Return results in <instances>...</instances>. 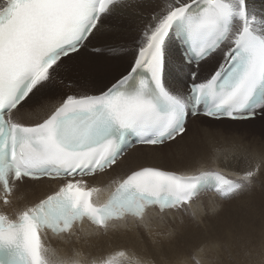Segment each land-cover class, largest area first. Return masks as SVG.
Returning a JSON list of instances; mask_svg holds the SVG:
<instances>
[{"label":"snow or ice","instance_id":"snow-or-ice-1","mask_svg":"<svg viewBox=\"0 0 264 264\" xmlns=\"http://www.w3.org/2000/svg\"><path fill=\"white\" fill-rule=\"evenodd\" d=\"M129 6L128 0H0V203L12 205L14 190L27 182H59L11 216L0 211V264H79L57 259L42 234L71 237L85 220L106 231L129 216L142 221L149 208L187 211L205 187L225 198L245 187L219 171L141 165L113 179L107 199L98 202L106 189L90 180L115 169L135 146L130 137L165 147L186 138L189 115L241 122L264 110V16L258 18L248 0H164L146 20L138 0L145 22L127 68L96 93L63 94L42 119L20 118L65 65L105 53L92 46L102 19ZM173 37L176 54L169 48ZM175 62L191 66L186 91L166 79ZM250 163L243 176L248 184L264 157ZM127 258L116 250L102 264Z\"/></svg>","mask_w":264,"mask_h":264},{"label":"bare ground","instance_id":"bare-ground-1","mask_svg":"<svg viewBox=\"0 0 264 264\" xmlns=\"http://www.w3.org/2000/svg\"><path fill=\"white\" fill-rule=\"evenodd\" d=\"M128 2L130 5L129 7L124 9H118L117 12L112 15L117 20L116 23L111 28L107 29V33L109 36L116 37L117 34L120 32V29L122 28H123L122 31L128 30L129 37L127 36L128 38L127 40H131L135 36L139 35V29L143 26V23L145 22L144 20H141L138 16V14L141 11V8L137 6L138 0H130ZM163 2L164 0H150L149 3L148 0H144L143 16L145 20L150 16V14L154 10L158 11L159 7L163 6ZM254 8L264 13V0H257V2L254 3ZM105 30H106V26L103 24L100 34ZM108 35L106 36L108 37ZM114 42H116V40L114 39L111 40V43ZM213 63L214 60L213 61L211 60L208 67H211ZM181 76L182 74H179V72H177L174 68L170 70V77H175L174 80L175 83L181 82L183 80ZM61 96L62 95H58V94L49 95L47 100L46 99L43 100L44 101L43 103L41 102L39 104H36L33 107L28 108L26 110L23 109L24 112L22 111L23 113H20L21 119L24 120L25 122H33L42 119L52 110L54 105L59 103ZM201 120L202 121L206 120L207 122H210L212 124L226 123V124H234V125L249 124L252 122V121H248L247 123L246 122L235 123L228 121L216 122L201 117H197L195 119H192L190 124H188L189 133L187 134L185 139L181 140L182 142L184 141L183 143L184 147L179 151L176 152L170 151L169 148L173 144L165 147H156V148L154 147L135 148L130 153H128L125 156V158H123L120 161V163H118V165L115 167L113 171L98 176L91 181H93L98 185H102L108 183L110 180L116 177L125 175L131 169L137 168L141 165H152V166L162 167L168 170H174L178 173H184V172L193 173L199 169H203L205 171L216 170L227 174L232 179L241 180L245 183L246 181L243 180V176L244 173L249 169V167L252 166L250 161H252L254 158L259 159L264 156L257 154L256 151L253 150L254 147L252 148L253 151L252 150L249 151L248 150L249 148L248 149L242 148V150L229 148L222 151V150H217L216 147H214V149L212 150L213 146L209 148L204 144L205 142L200 143L201 138H203L204 136L214 137L217 133L221 134L224 132L223 131L211 132L208 128H203V127L199 129L198 122ZM258 120L259 118L256 119L255 121L257 122ZM203 144L205 149L203 148L201 152L195 151L194 149L195 146L198 145L203 146ZM168 159L171 160V162ZM252 180L254 179L252 178ZM255 183H257V181ZM47 187L48 186L43 182L26 184L23 187H21L18 197L22 199L21 202L23 203L35 202L47 193L48 190ZM28 188L30 189L27 192ZM244 188L237 195L243 192ZM213 199L215 198L208 194L201 196L197 205L193 207L191 210V215L193 216L192 217L189 216V217L192 219L198 217V215H200L202 212L204 213L205 211H203V208L207 206V201H213ZM243 203L244 201L241 202V204L239 203L236 204L235 208L241 209V206H244V204H246ZM247 204L249 205V203ZM209 206L212 205L210 204ZM197 207L198 209L197 212L195 213L194 210ZM206 208L208 209V207ZM212 208H216V206ZM260 212L262 213L261 221L258 222L254 228H251L254 229L253 235H241V234H245V232H237V229L239 227L236 225L232 226L233 223H235V221L234 219H229L227 216L228 219L223 217L218 221V223L215 222L211 226L209 225L206 227L204 226L205 229H207L205 233H196L195 235L193 233L194 236H192L191 233L194 230L187 229V231H184L183 229L182 234H178V236L175 237L177 238L180 235V238L184 240L183 241L184 245L182 246L185 247L181 249L178 248L179 244H177L178 246L177 245L174 246L171 244H170L171 246H169L168 244V239L169 241H171L172 238L170 236L174 235V234L173 235L170 234L174 233V229H175L174 225H176L178 219V218L176 219L175 216L177 217L178 214H171L170 216H167V214L158 215L155 213H150L146 219L140 222L113 224L104 232L107 234L103 237H101L100 234H97L98 231H94L89 228H83L82 230H80L79 236L75 235L68 237V240H70L69 244L58 240L54 242L55 243L54 246L59 248L60 253L57 254L59 255L61 254L62 257L67 259H72L74 261H80L83 263H91L94 261L101 262L107 259L108 256L112 254L114 251L125 250L128 253V258L125 260V264H135L136 261H140V264H196L197 260L199 261V264H202V262L205 261L202 260V257L204 258L205 253L207 252H212L214 254L221 253L219 252V249L221 247L220 245H223L225 249L226 246L229 247L231 253L233 249L238 251V253L239 252L242 253V254H238L237 252H233L235 254L237 253L235 255V261H234L236 263L234 264H243V261L246 260L247 254H249L247 257L248 264H259V259L262 260L261 253L263 251L262 250L260 252L259 247L262 245H258L254 243L258 237L264 236V233L257 230L258 226L264 222V207L262 208V210H260ZM202 216H204V214ZM171 220L173 221L171 222ZM183 221H185V224L190 223V220L189 221L183 220ZM242 221H245V218L242 219ZM200 223H202V221ZM177 224H179V222H177ZM181 226L182 225H180V228L182 229ZM175 231L178 232L179 230L177 229ZM181 239L179 240V242L181 241ZM176 250H179V252L177 251L176 253ZM230 250L228 253H230ZM256 253L257 256L255 257ZM208 258L210 262V257ZM221 258L223 259L224 257L221 256ZM232 260L230 259V261ZM206 261L208 260L206 259ZM216 262L217 261H215V263Z\"/></svg>","mask_w":264,"mask_h":264},{"label":"rangeland","instance_id":"rangeland-1","mask_svg":"<svg viewBox=\"0 0 264 264\" xmlns=\"http://www.w3.org/2000/svg\"><path fill=\"white\" fill-rule=\"evenodd\" d=\"M107 20H106L107 24H105L106 30L103 31L101 34H99L96 37V39H94L93 46H97V47H102V46H108L109 47L110 46V47H115V48L123 47L125 49V51L118 54V55H112V56H90V55L85 54V55L81 56L78 60L71 61L70 63L65 65L64 69H62L58 73V79L56 80L54 85L51 86L50 88H48L47 90L43 91L40 94V97L38 98V102H33L32 104H30L29 106L24 108V110L31 108L34 105L39 104L41 102L43 103L44 102L43 100L44 99L47 100L49 95H57V94L63 95L65 93H70L73 91H75V92L89 91L91 93H96L101 87H103V85L105 83H107L108 80L117 76L119 73H121L122 71H124V69L127 68L129 62L133 58L131 49L134 47V42L138 36H135L131 40H127L128 39L127 38L128 30L122 31L123 28L120 29V32L117 34L116 37L109 36L107 33V29L111 28L116 23L117 19H115V17L111 16ZM106 35H108V37ZM113 39L116 40V42L111 43V40H113ZM203 74H205V73H203ZM69 82L73 83V87L71 89L66 87V84ZM23 112H21V113H23ZM201 127L208 128L211 132H219V131L224 132L221 134L215 133L216 135L214 137H212V136L205 137L204 136L203 138H201L200 143L205 142L204 144L209 148L213 146L212 150L214 149V147H216L217 150H222V151L229 149V148L241 149V150H242V148H246V149L249 148L248 150L250 151L254 147L253 150L256 151L257 154L264 156V117L259 118V120L257 122L252 121L249 124H235V125L234 124H226V123H224V124H212L210 122H207L206 120L205 121L201 120L198 122V128L200 129ZM183 143H184V141L183 142L181 141L178 144L175 143V144L171 145L169 148L170 151H175V152L179 151L180 149H182L184 147ZM204 144H203V146H201V145L195 146L194 147L195 151L201 152L203 150V148L205 149ZM207 144H209V145H207ZM261 151H263V152H261ZM169 161L171 162V160H169ZM161 165H163V164H161ZM253 179L255 181L252 180V183H250V184L245 182V188H244L243 192H241L239 195H236V197L232 198L231 200L226 201L224 204L218 201L219 205H221L218 208H217V204L215 201H207L206 207H208V209L206 207L203 208V211H205L206 213L202 212L200 215H198V217L200 219L198 217L191 219L190 217L193 216V215H191V211L187 214V216H183V215H179V214L177 215V217L175 216L176 219L177 218L179 219V220L177 219V222H179V224H177V222H176V225H174L175 226L174 227L175 228L174 233L170 234V235L174 234L173 236H170L172 238V240L169 241V239H168L169 246H171V245L175 246V245L179 244L178 248H180V249L184 248L185 246L184 247L182 246V245H184V242H183L184 240L180 238V235H179V237H177L178 239L175 238L176 236H178V234H182L183 229H184V231H187V229L194 230L191 233L192 236H194L196 233H205V231L207 230V229H205L206 226H208V225L211 226L215 222L218 223V221L220 219H222L223 217H225L226 219H228V218L234 219L235 223H233L232 226L236 225L239 227L237 229V232H245V234H241V235H253L254 229H251V228H254L257 225V223L261 221V214L262 213L260 212V210H262V208L264 207V166L261 167V171L259 173H257V175L255 177H253ZM256 181H257V183H255ZM255 184H256V186H255ZM27 192H28V190H27ZM253 194H254V196H253ZM251 200H252V202H251ZM243 201L246 204L249 203L250 206L248 204L246 205L243 203L244 206H241V209L240 208L236 209L235 205L238 203L241 204V202H243ZM246 201H248V202H246ZM210 204L212 206H209ZM213 205H215L216 208H212V207H215ZM197 209H198V207L194 210L195 213L197 212ZM206 210L208 211L209 214L207 213ZM203 214H204V216H202ZM227 216H228V218H227ZM244 218H245V221H242V219H244ZM183 220H187V221L190 220V223L185 224V221H183ZM172 221L173 220H171V222ZM201 221H202V223H200ZM192 222H194V223H192ZM206 223H207V225H206ZM180 225H182L181 226L182 229L180 228ZM177 229L179 230L178 232L175 231ZM257 230L264 233V222L258 226ZM193 233H194V235H193ZM163 237H165V236H163ZM180 239H181V241L179 242ZM263 243H264V236L258 237L254 243V244L262 245L259 247V249H260V252L263 250L261 253L262 254L261 258L263 261L259 259V264H264V246H263L264 244ZM220 246H219L220 247L219 252H221V253H215V254L212 252L205 253L204 254L205 259L202 257V260H205V261H203L202 264L203 263L204 264H221V263H223V264H234V263H236L234 261H235V255L238 253V251H236L232 248L233 250L231 253V250L229 247L226 246V249H225V247L223 245H220ZM232 246H233V243H232ZM228 248L230 250V253H228L229 252ZM226 250H227V252H226ZM177 251L179 252V250H176V253H177ZM233 252H237V253L235 254ZM226 253L228 255H231V256H228ZM238 254H242V253L239 252ZM248 255L249 254H247V256H246V260L243 261V264H248L247 263ZM221 256H223L225 258V260H224V258L222 259ZM256 256H257V253L255 254V257ZM208 257H210V262H209ZM206 259L208 261H206ZM230 259L231 260L233 259L232 260L233 262L230 261ZM215 261H217V262L215 263Z\"/></svg>","mask_w":264,"mask_h":264}]
</instances>
